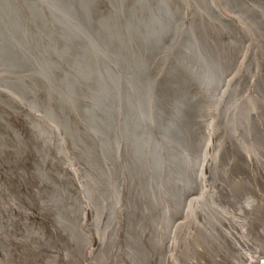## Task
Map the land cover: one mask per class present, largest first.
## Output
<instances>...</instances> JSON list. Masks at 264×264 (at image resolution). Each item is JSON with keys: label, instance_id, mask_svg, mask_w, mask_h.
<instances>
[{"label": "bare ground", "instance_id": "bare-ground-1", "mask_svg": "<svg viewBox=\"0 0 264 264\" xmlns=\"http://www.w3.org/2000/svg\"><path fill=\"white\" fill-rule=\"evenodd\" d=\"M0 264H264V0H0Z\"/></svg>", "mask_w": 264, "mask_h": 264}, {"label": "rangeland", "instance_id": "rangeland-1", "mask_svg": "<svg viewBox=\"0 0 264 264\" xmlns=\"http://www.w3.org/2000/svg\"><path fill=\"white\" fill-rule=\"evenodd\" d=\"M180 221H182V218L180 220H178V222H180ZM82 234L86 238V240H88V242H89V240H90L89 235L85 231H82Z\"/></svg>", "mask_w": 264, "mask_h": 264}]
</instances>
